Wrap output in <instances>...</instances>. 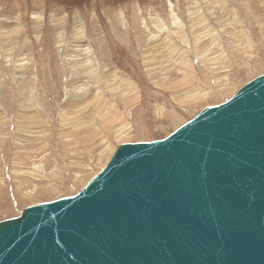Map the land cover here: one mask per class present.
Wrapping results in <instances>:
<instances>
[{
    "label": "rangeland",
    "instance_id": "rangeland-1",
    "mask_svg": "<svg viewBox=\"0 0 264 264\" xmlns=\"http://www.w3.org/2000/svg\"><path fill=\"white\" fill-rule=\"evenodd\" d=\"M18 1H25L26 6H0V15L12 22L0 35V221L18 216L27 206L74 195L106 164L118 145L163 138L201 109L224 102L243 84L264 74V0H174L175 9L188 24L159 32L153 26L155 15L170 20L166 0H46L48 7L55 4L58 18L64 17H60L61 30L55 29L52 10L45 5L39 11L29 0ZM193 2L198 7L191 5ZM214 6L219 9L217 14ZM196 7L203 14L193 17L191 24L188 11ZM76 9L81 16L75 19ZM58 31L63 32L65 45L58 46ZM149 32L163 33L164 40H154ZM21 33L26 34L28 44L22 40L27 45L20 47L28 46L34 56L29 68V64L15 68V76L25 71L23 81L13 76L5 55L8 49L10 56L16 55ZM206 33L208 37L201 41L194 36ZM37 35L43 36L48 50L42 52ZM168 37L174 44L171 50L166 45ZM185 37L189 39L185 41ZM83 40L110 69L128 77L133 83L128 90L137 89V102L129 105L125 95H118L122 87L109 92L106 79L97 77L106 91L100 97L113 104V124L124 122L122 131L103 125L98 116L94 119L97 106L93 104L87 109L85 104L81 108L72 105L60 112L67 101L66 90L72 88L67 82L78 79L65 75L58 48L72 49V43ZM181 53H186L187 60ZM212 66L218 74L209 71ZM83 79L85 82L80 79L77 84L88 85L92 94L86 100L94 102L98 88L94 81ZM115 81L121 84L119 79ZM196 88L205 93L203 98L179 103L183 92ZM61 113L68 114L64 116L70 122L67 126L59 122ZM75 114V119H80L69 118ZM73 120L83 122L75 125ZM88 120L91 126L84 127ZM89 128L92 135L86 133ZM34 170L38 174L30 173Z\"/></svg>",
    "mask_w": 264,
    "mask_h": 264
},
{
    "label": "water",
    "instance_id": "water-1",
    "mask_svg": "<svg viewBox=\"0 0 264 264\" xmlns=\"http://www.w3.org/2000/svg\"><path fill=\"white\" fill-rule=\"evenodd\" d=\"M0 264H264V74L0 221Z\"/></svg>",
    "mask_w": 264,
    "mask_h": 264
},
{
    "label": "bare ground",
    "instance_id": "bare-ground-1",
    "mask_svg": "<svg viewBox=\"0 0 264 264\" xmlns=\"http://www.w3.org/2000/svg\"><path fill=\"white\" fill-rule=\"evenodd\" d=\"M77 2H78V0H76ZM106 1V0H105ZM137 1H139V0H137ZM29 2L32 4V6H34V10L36 9V10H39L40 11V9L42 8V7H44V5L46 6V0H29ZM80 2H81V0H80ZM108 2V1H107ZM110 2V1H109ZM23 5H22V4ZM19 2L18 0H12V1H9V2H7V1H5V0H0V6H2L3 8H5V7H7V6H12L13 7V9H16V8H19V4L20 5H22L23 7H25L26 5V3H25V1H23V2ZM29 3V4H30ZM83 3V2H82ZM102 3V2H101ZM84 4V3H83ZM138 4V3H137ZM191 5H195V6H197L198 7V5L197 4H195L194 2L191 4ZM73 6V5H72ZM166 6H167V11H169V22H166L165 21V19L164 18H162V17H158L157 15H155V17H154V23H153V26L158 30V32L159 31H165V30H167V29H171V28H183L184 26L186 27L187 26V24L188 23H186L183 19H181V17H180V15L178 14V12H177V10L175 9L176 8V3H175V1L174 0H166ZM47 8H49V10H52V13L50 14L51 15V21H52V23L54 24V26L56 27L55 29H59L60 28V23H61V18H63L64 19V17L63 16H60L59 18L56 16V12H57V8H55V4H52L51 6H46ZM56 7H58V6H56ZM91 7V6H90ZM194 8V9H192L191 8V10L190 11H188V16H189V18H190V22L189 23H191L192 24V22H193V20H194V18L193 17H196L197 15H202L203 14V12H201L200 10H198V8ZM59 8V7H58ZM63 8V7H62ZM44 9V8H43ZM42 9V10H43ZM82 9V8H81ZM137 9V8H136ZM141 9V8H140ZM139 9V10H140ZM48 10V11H49ZM63 10V9H62ZM61 10V11H62ZM139 10H137V11H139ZM218 7L217 6H214L213 7V12H214V14H217V12H218ZM85 11V10H84ZM2 11H0V13H1ZM83 13V12H82ZM140 13V12H139ZM74 18L76 19V16H77V18L78 17H80L81 15H80V11L78 10V9H76L75 10V12H74ZM83 16V15H82ZM120 16H122V15H120ZM142 16V15H141ZM35 17H37V16H35ZM9 20H11L10 18H7V17H4L3 15H0V27H1V29L3 30H0V35L2 36V34L4 33V30L7 28V27H9L10 26V24H12V22H10ZM79 20V19H78ZM118 21V20H117ZM123 21V20H122ZM120 22H121V20H120ZM104 23V22H103ZM117 23H119V22H117ZM203 23V21L201 20L200 21V24H202ZM72 24H74V23H72ZM76 24V23H75ZM141 24V23H140ZM224 25V24H223ZM222 25V26H223ZM113 26V25H112ZM147 26V25H146ZM82 28V27H81ZM206 28V26H203V29H205ZM92 29H93V27H92ZM100 29V28H99ZM172 29V30H173ZM59 30H61V29H59ZM111 30H112V28H111ZM115 30V29H114ZM142 31V30H141ZM168 31V30H167ZM176 31V30H175ZM181 31V30H180ZM180 31H179V34L180 35H182L183 37L185 36L184 34H183V31H182V33H180ZM176 32H178V31H176ZM63 32H60V31H58L57 33H56V37L58 38V40H57V42H59V45L58 46H62V45H65L66 43L64 42V40L62 39V34ZM81 33L82 32H80V35H81ZM115 33V32H114ZM114 33H112V34H114ZM209 33V32H208ZM208 33H206V34H203V35H194V36H196V39H197V41H201V40H203V39H205L204 37H208ZM140 34V33H139ZM142 34V33H141ZM148 34H151V32H149ZM211 34V33H210ZM41 35H43V33L41 32ZM138 35V34H137ZM137 35H136V37H137ZM75 36H77V35H75ZM85 36V35H84ZM151 38L153 37L154 38V40H161V41H163L164 39H163V33H162V35H160V34H158V33H156V34H154V33H152L151 35ZM96 37H98V36H96ZM115 37H116V33H115ZM169 39H168V41H167V46H168V44H169V46H168V48L171 50L173 47H174V44L170 41L171 39H170V37H168ZM188 37H185L184 39H185V41L186 40H188L187 39ZM76 39H78V40H81V38H76ZM138 39V38H137ZM195 39V40H196ZM22 40H24L26 43L28 42V39H27V37H26V34H24V33H21L20 34V36H19V40H18V42H17V46L19 47L18 48V50L16 49V55L14 54L13 56H10V54H11V52H9V49L8 50H6V53H5V55L7 56V57H9V61H11V67H12V74H13V76L14 77H16L19 81H23L24 80V75L26 74L25 73V71H23V70H21L20 71V74H18L17 76H15L16 75V70H15V68H17V66H23V65H25V64H29V62L31 61V62H34V56H33V54H32V52L29 50V47L28 46H23V47H20V46H22V45H27L26 43H24ZM39 43H40V45L39 46H41L40 48H41V50H42V52L44 51V50H48L49 49V45L47 46V47H45L44 46V44H43V40H44V38H43V36H41L40 38L38 37V35H37V39H36ZM166 40V39H165ZM67 42V41H66ZM98 43V42H97ZM19 44H22V45H19ZM159 45V44H158ZM72 49H62V48H58V52H59V54L61 55V59H62V62H63V69H64V73H65V75H67V76H69L70 78H77L78 79V81H76V83H73V81H68L67 82V87L68 86H70V87H72L71 89L70 88H67V90L66 91H68V96H67V101H65V105H63L61 108H60V112H62V110L63 109H65V108H67V107H70V106H72V105H78V106H76V107H79L80 106V108H81V106L82 105H84V107H85V109H87V107H91V105L93 104L94 106H97V110H95V114L94 115H92V116H98L99 117V119H100V122L103 124V125H107V126H114V127H116V130H120V131H122L123 130V128H121L122 126H123V123L121 124V123H119V124H113V122L115 121V119L113 118V116H115L116 115V110H115V108L113 107V104H111V102L110 101H106L104 98H102V97H100V95L101 94H103V93H105L106 91H102V89H101V87H100V83H98V80H97V77L99 76L100 77V75H102L105 79H106V87L108 88V89H110V90H108L109 92L111 91V92H113V93H115V91L114 90H117V88H121L122 87V89L121 90H123L122 92H120V93H118V95H125L126 96V98L127 99H129V105H134L136 102H137V99H138V92H137V89L136 88H134L133 90H128L129 89V87H131L132 85H133V83H131V81L128 79V77H126V76H124V75H122L121 74V72H119V71H117V70H113V69H110V67L106 64V63H104L103 61H102V59L98 56V53H97V51L95 50L94 51V49L92 48V47H90L89 45H86V44H84V40L83 41H81V44H73L72 43ZM173 46V47H172ZM157 47V46H156ZM53 48V47H52ZM54 48H55V46H54ZM163 48V47H162ZM157 49V48H156ZM40 50V51H41ZM25 51V53H24V57H19L21 54H23V52ZM52 51V50H51ZM156 52L158 51V49L157 50H155ZM169 51V50H168ZM63 52L65 53V55H63ZM154 52V51H153ZM155 52V53H156ZM45 55H47V56H49L48 55V53L47 52H45ZM154 55V54H153ZM17 57L16 59H14V57ZM181 56H182V58L183 59H185V60H187L185 57H187L186 56V53H181ZM66 58V59H65ZM151 59V58H150ZM21 60V61H20ZM17 61H19V62H17ZM17 62V63H16ZM109 64V63H108ZM31 66V63L29 64V66H28V68ZM212 69L211 70H209L211 73H214V74H216V72H217V74H218V71H216L215 69H216V66H212L211 67ZM214 68V69H213ZM210 69V68H209ZM34 70L35 69H33V68H31L30 69V72H34ZM215 70V71H214ZM29 74L27 73V76H28ZM64 75V74H63ZM226 77L227 76H224V77H218V76H215V78H217V79H224V80H226ZM69 78V79H70ZM83 78H86V80H89V81H94L95 82V85H96V88H98V90H96L95 91V100H96V102H95V100H92V101H94V102H89L88 100H86L87 98H89V97H91V94H89L90 93V90H89V87H88V85L87 86H85V85H83V83L82 84H77V82H79V80L80 79H82L84 82H85V80L83 79ZM34 79H36V76H34ZM90 79H95V80H90ZM115 79H119L120 80V83L122 84V86H121V84H119V82L117 83L116 81H115ZM113 81V82H112ZM18 82V81H17ZM26 82V81H25ZM20 83V82H19ZM22 84H23V82H21ZM98 83V84H97ZM123 84L124 85H126V88L124 87L123 88ZM19 87V86H18ZM127 89V90H126ZM19 90H21V89H19ZM200 90H202V89H198V88H196V89H192V90H188V91H185V92H183V94H184V98H181V99H179V100H181V102H179V103H188V102H193V101H196V100H198V99H200V98H203L204 96H205V93L204 92H200ZM77 92H81L80 94H77ZM132 93H133V95H132ZM97 94V95H96ZM131 98H133L132 100H131ZM83 99H85V100H83ZM229 99V98H228ZM89 102V103H88ZM123 103H124V105H127V100H125V99H123V101H122ZM216 105H218V104H216ZM211 106H215V105H211ZM83 107V106H82ZM206 107H208V106H206ZM93 108V107H92ZM79 110V109H78ZM202 110V109H201ZM87 111H89V110H87ZM119 111V110H118ZM120 112V111H119ZM73 113V112H72ZM90 113V112H89ZM62 114V113H61ZM66 115H68V114H62V115H60L59 117H60V124H62V125H65V126H67L70 122L67 120V118L65 119V117L64 116H66ZM76 115L77 114H75V115H72V116H70L69 118H71V119H75V117H76ZM80 115V114H79ZM75 116V117H74ZM89 116V115H88ZM121 116V115H120ZM77 117H78V115H77ZM86 118H88V117H86ZM78 119H80V118H78ZM77 118L75 119V120H78ZM89 119V118H88ZM94 119H96V117L94 118ZM112 119H114V121L112 120ZM118 119V118H117ZM121 119V118H120ZM74 121V120H73ZM83 121H79V123L76 121H74V123L73 124H75V125H79V124H81ZM120 122H122V121H120ZM78 123V124H77ZM85 123V125H83L84 127L85 126H87L88 125V127L89 126H91L90 124L92 123H90V120H88L87 122H84ZM81 126V125H80ZM83 126H81V127H83ZM79 128V127H78ZM95 128H97V127H95ZM81 129V128H80ZM92 128H89V129H87V131H86V133L87 132H89L90 133V130H91ZM73 130V129H72ZM89 130V131H88ZM67 132V131H66ZM104 132V131H103ZM61 133V132H60ZM64 134H65V132H64ZM91 134V133H90ZM92 135V134H91ZM103 135H105V134H103ZM94 136V135H93ZM85 137V136H84ZM87 137V136H86ZM84 140V139H83ZM89 140V139H88ZM86 142V141H85ZM138 142H141V141H138ZM125 143H132V142H125ZM123 144V143H122ZM119 146V145H118ZM117 146V147H118ZM115 151V150H114ZM114 153V152H113ZM113 155V154H112ZM111 155V156H112ZM111 158V157H110ZM109 158V159H110ZM109 161V160H108ZM107 161V162H108ZM106 162V163H107ZM106 165V164H105ZM105 165L97 172V173H99L100 171H103V169H104V167H105ZM16 172V171H15ZM30 173H33V174H35V173H37V171H30ZM97 173L95 174V175H97ZM38 174V173H37ZM94 175V176H95ZM93 176V177H94ZM92 177V178H93ZM91 178V179H92ZM90 179V180H91ZM89 180V181H90ZM88 181V182H89ZM87 182V183H88ZM86 183V184H87ZM85 184V185H86ZM65 197V196H64ZM55 200V199H54ZM52 201V200H51ZM42 203V202H41ZM28 207V206H27ZM26 208V207H25ZM24 208V209H25ZM23 209V210H24ZM22 210V211H23ZM21 211V212H22ZM15 217H17V216H15ZM12 218H14V217H12ZM8 219H11V218H8ZM7 220V219H6ZM2 221V220H1Z\"/></svg>",
    "mask_w": 264,
    "mask_h": 264
}]
</instances>
